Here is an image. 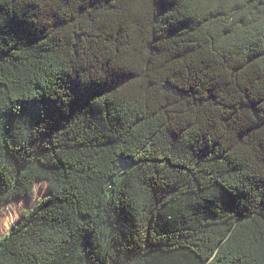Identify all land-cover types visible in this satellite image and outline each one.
<instances>
[{
    "label": "trees",
    "instance_id": "1",
    "mask_svg": "<svg viewBox=\"0 0 264 264\" xmlns=\"http://www.w3.org/2000/svg\"><path fill=\"white\" fill-rule=\"evenodd\" d=\"M0 264H264V0H0Z\"/></svg>",
    "mask_w": 264,
    "mask_h": 264
},
{
    "label": "rangeland",
    "instance_id": "2",
    "mask_svg": "<svg viewBox=\"0 0 264 264\" xmlns=\"http://www.w3.org/2000/svg\"><path fill=\"white\" fill-rule=\"evenodd\" d=\"M47 193L46 181L37 180L32 197L23 195L6 201L0 210V238L20 222L22 212L27 213Z\"/></svg>",
    "mask_w": 264,
    "mask_h": 264
},
{
    "label": "water",
    "instance_id": "3",
    "mask_svg": "<svg viewBox=\"0 0 264 264\" xmlns=\"http://www.w3.org/2000/svg\"><path fill=\"white\" fill-rule=\"evenodd\" d=\"M37 181V180H36Z\"/></svg>",
    "mask_w": 264,
    "mask_h": 264
}]
</instances>
